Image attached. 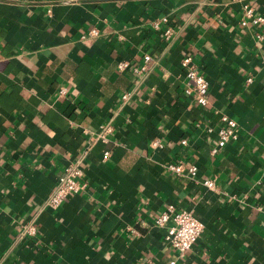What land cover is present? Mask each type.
I'll list each match as a JSON object with an SVG mask.
<instances>
[{"label":"crops","instance_id":"obj_1","mask_svg":"<svg viewBox=\"0 0 264 264\" xmlns=\"http://www.w3.org/2000/svg\"><path fill=\"white\" fill-rule=\"evenodd\" d=\"M245 3L264 16V0H0V264H264V23L240 25ZM145 54L143 73L117 68ZM222 115L238 138L213 154ZM75 160L85 189L50 207ZM169 206L203 223L183 256L155 224Z\"/></svg>","mask_w":264,"mask_h":264},{"label":"built area","instance_id":"obj_2","mask_svg":"<svg viewBox=\"0 0 264 264\" xmlns=\"http://www.w3.org/2000/svg\"><path fill=\"white\" fill-rule=\"evenodd\" d=\"M161 21L167 22V17H162ZM239 23L242 26L261 25L264 23V16L262 14H257L252 6L245 3L242 6V15ZM158 26L159 22L156 21L154 27L159 28ZM98 33V29L94 27L82 33L81 38L94 37L97 36ZM172 34L173 29L171 26H166L162 31V35L166 40L169 39ZM150 59V56L145 54L140 64H131L128 60H121L117 63V68L119 70L132 68L133 72L140 74L146 71ZM180 66L184 71V76L187 81L184 93L186 95L193 93L199 105H206L208 103L207 93L209 88L207 79L197 69L190 55H185L181 59ZM251 80V77L246 78L245 87L251 83ZM123 98H126V95H123ZM221 121V124L216 129V145L211 149L213 154L223 148L229 141H234L238 138L237 122L226 115L221 116ZM112 130L113 127L111 122L101 125L99 131L91 138L92 142L96 140L106 141L108 134H110ZM212 130V127H206L207 132H211ZM181 142L185 143V140H181ZM151 145L153 147H161V143L158 140L152 141ZM104 154L108 155V151H105ZM80 163L81 161L79 160L68 163L63 172L58 176L56 187L48 200V205L50 207H58L69 195L85 189L87 183L83 179L84 171ZM165 167L168 171L180 176L195 177L198 174V168L195 164L168 162ZM202 183L208 189H216L215 180L213 178H204ZM155 224L165 229L163 236L164 242L176 249L180 256H183L186 251L192 247L203 230V223L190 211L176 210L171 206L158 214L155 219ZM26 231L30 234H35L33 225L28 226ZM170 263L174 264V261Z\"/></svg>","mask_w":264,"mask_h":264}]
</instances>
